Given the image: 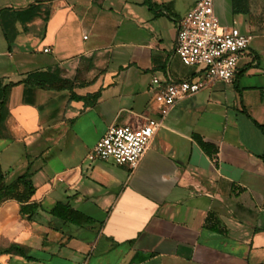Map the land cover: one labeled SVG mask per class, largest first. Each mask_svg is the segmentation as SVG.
I'll use <instances>...</instances> for the list:
<instances>
[{"label": "crops", "instance_id": "0c3cea01", "mask_svg": "<svg viewBox=\"0 0 264 264\" xmlns=\"http://www.w3.org/2000/svg\"><path fill=\"white\" fill-rule=\"evenodd\" d=\"M197 1L0 0L41 6L11 48L0 24V78L58 66L77 84L8 95L0 164L6 181L32 165L41 217L0 204V237L32 258L7 264H264V0H214L223 26L252 36L231 84L175 104L135 169L88 159L110 126L159 117L154 78L199 77L176 54ZM58 203L90 223L59 225Z\"/></svg>", "mask_w": 264, "mask_h": 264}, {"label": "built area", "instance_id": "2783aa9c", "mask_svg": "<svg viewBox=\"0 0 264 264\" xmlns=\"http://www.w3.org/2000/svg\"><path fill=\"white\" fill-rule=\"evenodd\" d=\"M251 41L252 36L238 28L221 24L214 11V0H198L195 7L178 22L176 54L186 66L198 68L199 77L165 83L154 78L152 87L157 89L155 101L159 117L150 118L139 127L110 126L88 159L112 160L135 169L175 104L216 82L231 84L234 81ZM44 52L49 53L50 49H44Z\"/></svg>", "mask_w": 264, "mask_h": 264}, {"label": "trees", "instance_id": "16d2710c", "mask_svg": "<svg viewBox=\"0 0 264 264\" xmlns=\"http://www.w3.org/2000/svg\"><path fill=\"white\" fill-rule=\"evenodd\" d=\"M40 5H30L21 10L6 8L0 11V24L3 35L8 43L9 48L16 42L19 36L18 25L27 27V24L34 21L40 15ZM48 16V12H46ZM64 70L60 67H52L45 70H35L25 74L24 78L13 84H6L4 79L0 78V137L7 136L8 131L5 125L9 117V108L7 106L8 95L14 86L26 85L32 89L47 91L71 90L77 86L76 79L66 78L63 76ZM74 98H78L72 95ZM36 171L32 165L24 173L17 176L11 181H6L0 164V204L15 200L19 204V215L21 219L29 222H36L41 217L40 206L32 201L36 192L33 178ZM54 221L59 225L74 224L82 227L83 223H90L86 216L73 210L69 205L58 203L50 212ZM15 255L27 260H32L28 256L27 249L19 244H9L6 248L0 250V256Z\"/></svg>", "mask_w": 264, "mask_h": 264}, {"label": "rangeland", "instance_id": "374dc122", "mask_svg": "<svg viewBox=\"0 0 264 264\" xmlns=\"http://www.w3.org/2000/svg\"><path fill=\"white\" fill-rule=\"evenodd\" d=\"M9 245V242L4 237H0V250L6 248ZM7 256H0V264H7Z\"/></svg>", "mask_w": 264, "mask_h": 264}]
</instances>
